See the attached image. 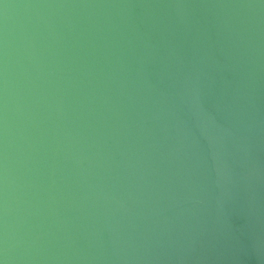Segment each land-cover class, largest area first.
Listing matches in <instances>:
<instances>
[{
	"label": "water",
	"instance_id": "obj_1",
	"mask_svg": "<svg viewBox=\"0 0 264 264\" xmlns=\"http://www.w3.org/2000/svg\"><path fill=\"white\" fill-rule=\"evenodd\" d=\"M5 264H264L262 0H0Z\"/></svg>",
	"mask_w": 264,
	"mask_h": 264
},
{
	"label": "snow or ice",
	"instance_id": "obj_2",
	"mask_svg": "<svg viewBox=\"0 0 264 264\" xmlns=\"http://www.w3.org/2000/svg\"><path fill=\"white\" fill-rule=\"evenodd\" d=\"M264 2V0H262ZM0 264H5V261L3 259H0Z\"/></svg>",
	"mask_w": 264,
	"mask_h": 264
}]
</instances>
